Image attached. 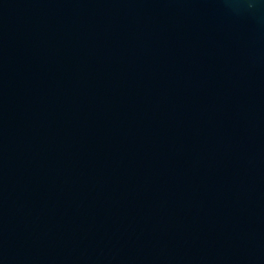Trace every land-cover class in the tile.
Masks as SVG:
<instances>
[{
    "label": "water",
    "instance_id": "95a60500",
    "mask_svg": "<svg viewBox=\"0 0 264 264\" xmlns=\"http://www.w3.org/2000/svg\"><path fill=\"white\" fill-rule=\"evenodd\" d=\"M0 264H264V0H0Z\"/></svg>",
    "mask_w": 264,
    "mask_h": 264
}]
</instances>
